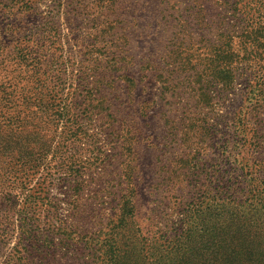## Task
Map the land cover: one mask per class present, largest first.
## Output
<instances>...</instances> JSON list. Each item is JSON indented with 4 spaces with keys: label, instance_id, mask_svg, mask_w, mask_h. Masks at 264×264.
<instances>
[{
    "label": "rangeland",
    "instance_id": "rangeland-1",
    "mask_svg": "<svg viewBox=\"0 0 264 264\" xmlns=\"http://www.w3.org/2000/svg\"><path fill=\"white\" fill-rule=\"evenodd\" d=\"M109 2L115 11L107 6ZM109 2L18 0L8 4L10 8L0 4V41L8 45L0 58L10 61L13 48L24 37L37 33L43 38L49 33V40L61 41L49 52L50 59L66 69L60 88L69 95V102L75 90L79 104L98 114L91 117L93 122L87 121L86 134L73 149L77 150L74 161L87 170L82 179L91 187L74 197L73 184L61 178L50 188L51 208L58 213L52 210L49 218L73 239L70 253L60 256L59 264H93L92 256L98 264L100 244L110 231L107 224L118 215L122 197L133 206V223L117 242L121 254L128 255L119 264H154L156 252L148 244H164L163 236L178 232L191 210L209 206L200 225L193 228L195 233L233 222L250 226L264 238V216L244 213L239 201L230 204L236 211L211 210L225 199L223 185L231 179L228 167L238 166L224 155L223 140L245 113L249 93L241 68L235 71L234 84L224 85L228 79L225 59L218 62L210 47L222 42L220 37L231 25L223 1ZM101 11L109 22L119 16L117 20L127 23L114 29L124 36L117 40L122 64L109 79L99 68L103 54L99 31L106 28L98 21ZM183 24L190 39L178 48L177 39L181 42L185 36ZM54 70L53 64L49 73ZM100 96L111 101L112 110L103 108ZM103 156H108L106 162ZM1 176L0 170L3 192ZM16 209L13 200H0V228L13 224L9 218ZM14 244V237L0 241V264Z\"/></svg>",
    "mask_w": 264,
    "mask_h": 264
},
{
    "label": "trees",
    "instance_id": "trees-1",
    "mask_svg": "<svg viewBox=\"0 0 264 264\" xmlns=\"http://www.w3.org/2000/svg\"><path fill=\"white\" fill-rule=\"evenodd\" d=\"M17 1L3 0L0 4L10 8L8 4L15 5ZM222 1L231 25L227 34L220 37L222 42L210 47L216 52L218 62L225 59L228 79L224 85L232 86L235 71L241 68L249 93L245 113L228 129L223 140L224 155L234 159L238 166L228 167L231 183L223 185L225 199L211 210L236 211L230 204L239 201L244 213L259 212L264 216V0ZM107 6L116 9L112 2ZM101 13L98 21L106 28L99 31L103 44L99 68L109 79L122 64L117 58L119 52H123L117 40L124 36L114 29H122L127 23L123 18L117 20L119 16L109 22L108 16ZM182 27L185 36L181 42L177 39L178 48L188 44L190 39L186 35L187 25ZM36 34L24 37L13 48L14 57L10 61L0 58V170L6 190L0 192V200L11 199L18 208L9 218L13 224L0 228V241L5 243L8 237L15 238L14 247L4 256L2 264H59L63 260L60 256L70 253L73 239L49 218L52 210L53 214L58 213V209L51 208L50 188L55 184L53 181L61 178L73 184L74 197L91 187L82 179L87 170L74 161L77 150L73 149L79 147L81 136H85L87 121L93 122L91 117L98 114H91L86 105L79 104L75 90L69 102V95L60 88L63 84L60 77L66 69L60 68L57 59L49 56L61 41L49 40V33L42 35L43 38ZM7 49L8 45L0 41V56ZM53 64L55 70L49 73ZM205 91L211 93L208 89ZM100 98L103 108L113 109L111 101L105 100V96ZM99 117L103 121L104 116L99 114ZM102 158L106 162L108 156ZM96 163L98 158L94 159ZM238 179L241 182L236 183ZM121 200L118 215L107 224L110 231L100 244L98 264H119V259H128L127 252L121 254L117 248V242L122 241V232L133 223V206L130 207L125 197ZM210 207L191 210L179 223L178 232L163 236L164 244L156 247L148 244L150 250L156 252L152 254L154 264H264V238L250 226L231 222L205 233L192 231L200 225L201 215ZM191 238L194 246H191ZM91 260L95 264L97 258L92 256Z\"/></svg>",
    "mask_w": 264,
    "mask_h": 264
}]
</instances>
